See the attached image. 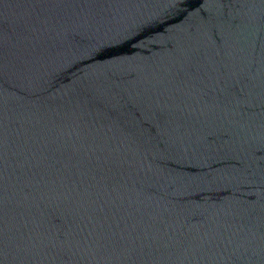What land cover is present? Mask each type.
Masks as SVG:
<instances>
[{
    "label": "water",
    "instance_id": "obj_1",
    "mask_svg": "<svg viewBox=\"0 0 264 264\" xmlns=\"http://www.w3.org/2000/svg\"><path fill=\"white\" fill-rule=\"evenodd\" d=\"M0 264H264V0H0Z\"/></svg>",
    "mask_w": 264,
    "mask_h": 264
}]
</instances>
